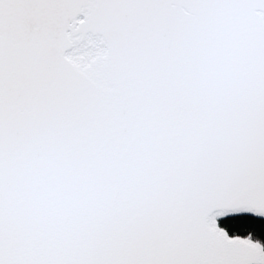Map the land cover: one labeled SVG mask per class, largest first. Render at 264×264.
<instances>
[{
	"label": "snow or ice",
	"instance_id": "snow-or-ice-1",
	"mask_svg": "<svg viewBox=\"0 0 264 264\" xmlns=\"http://www.w3.org/2000/svg\"><path fill=\"white\" fill-rule=\"evenodd\" d=\"M0 264H264V0H0Z\"/></svg>",
	"mask_w": 264,
	"mask_h": 264
}]
</instances>
